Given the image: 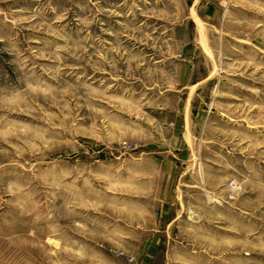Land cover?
Segmentation results:
<instances>
[{
	"label": "rangeland",
	"instance_id": "374dc122",
	"mask_svg": "<svg viewBox=\"0 0 264 264\" xmlns=\"http://www.w3.org/2000/svg\"><path fill=\"white\" fill-rule=\"evenodd\" d=\"M0 264H264V0H0Z\"/></svg>",
	"mask_w": 264,
	"mask_h": 264
},
{
	"label": "crops",
	"instance_id": "0c3cea01",
	"mask_svg": "<svg viewBox=\"0 0 264 264\" xmlns=\"http://www.w3.org/2000/svg\"><path fill=\"white\" fill-rule=\"evenodd\" d=\"M171 166L176 173H179V166L177 164H175V165L172 164ZM181 194H182L181 190L179 189L178 186L173 187V186H170L169 183H166V185L160 189V194H159L160 206L164 209H167V208L171 209L174 206L179 207L182 204ZM149 207H151V206H149ZM142 212L150 213V209L142 210ZM161 212H162L161 214L169 213L167 210H164V211L162 210ZM162 217L168 221H172L175 219V217H173V218L172 217L167 218L164 216H162ZM133 259H134V257H133Z\"/></svg>",
	"mask_w": 264,
	"mask_h": 264
},
{
	"label": "built area",
	"instance_id": "2783aa9c",
	"mask_svg": "<svg viewBox=\"0 0 264 264\" xmlns=\"http://www.w3.org/2000/svg\"><path fill=\"white\" fill-rule=\"evenodd\" d=\"M228 187H229V191H230V193H229L230 198H235L236 194L242 190V184L239 181H237L236 179H232L228 183ZM129 260H133V258H130Z\"/></svg>",
	"mask_w": 264,
	"mask_h": 264
}]
</instances>
